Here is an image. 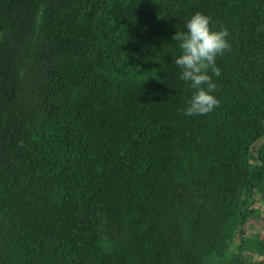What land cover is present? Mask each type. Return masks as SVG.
Returning <instances> with one entry per match:
<instances>
[{"label": "trees", "instance_id": "obj_1", "mask_svg": "<svg viewBox=\"0 0 264 264\" xmlns=\"http://www.w3.org/2000/svg\"><path fill=\"white\" fill-rule=\"evenodd\" d=\"M196 13L232 47L186 116ZM262 187L264 0H0V264H249Z\"/></svg>", "mask_w": 264, "mask_h": 264}, {"label": "clouds", "instance_id": "obj_2", "mask_svg": "<svg viewBox=\"0 0 264 264\" xmlns=\"http://www.w3.org/2000/svg\"><path fill=\"white\" fill-rule=\"evenodd\" d=\"M229 37L226 28L214 30L211 18L202 13H196L186 22V31H177L173 36L180 49L173 63L181 70L180 79L194 90L184 115H207L219 106L213 95L216 84L212 77L221 74L216 61L231 50Z\"/></svg>", "mask_w": 264, "mask_h": 264}, {"label": "rangeland", "instance_id": "obj_3", "mask_svg": "<svg viewBox=\"0 0 264 264\" xmlns=\"http://www.w3.org/2000/svg\"><path fill=\"white\" fill-rule=\"evenodd\" d=\"M256 201L250 209L248 221L246 222V237L243 250L239 238L235 239L228 248L230 256L242 253V259L249 264H258L264 261V251L259 249L260 244L264 243V187L260 192H255ZM226 260L215 255L208 259V264H222Z\"/></svg>", "mask_w": 264, "mask_h": 264}]
</instances>
